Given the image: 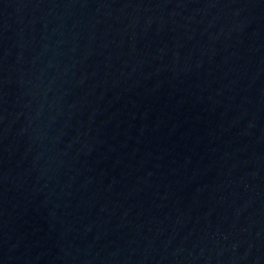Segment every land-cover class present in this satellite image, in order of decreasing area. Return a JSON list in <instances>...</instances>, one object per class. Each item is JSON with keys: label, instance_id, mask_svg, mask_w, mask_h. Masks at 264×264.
Returning a JSON list of instances; mask_svg holds the SVG:
<instances>
[{"label": "water", "instance_id": "95a60500", "mask_svg": "<svg viewBox=\"0 0 264 264\" xmlns=\"http://www.w3.org/2000/svg\"><path fill=\"white\" fill-rule=\"evenodd\" d=\"M0 264H264V0H0Z\"/></svg>", "mask_w": 264, "mask_h": 264}]
</instances>
